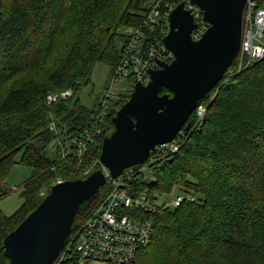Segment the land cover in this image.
Wrapping results in <instances>:
<instances>
[{"label":"trees","instance_id":"16d2710c","mask_svg":"<svg viewBox=\"0 0 264 264\" xmlns=\"http://www.w3.org/2000/svg\"><path fill=\"white\" fill-rule=\"evenodd\" d=\"M148 2L0 0V200L10 193L4 187L10 169L31 168L21 207L11 216L0 209V264H9L5 237L54 184L101 168L103 139L131 94H119L100 117L98 102L88 109L78 94L96 63L114 71L123 41L118 30L141 25ZM67 90L70 97L48 104L49 94ZM198 107L205 109L201 119ZM95 129L100 134L78 153V141ZM123 178L132 194L163 199L177 191L194 198L142 212L153 222L152 236L130 264H264V58L240 69L237 56L174 140ZM111 189L107 180L76 215L59 264L79 263L74 245L81 225Z\"/></svg>","mask_w":264,"mask_h":264},{"label":"water","instance_id":"95a60500","mask_svg":"<svg viewBox=\"0 0 264 264\" xmlns=\"http://www.w3.org/2000/svg\"><path fill=\"white\" fill-rule=\"evenodd\" d=\"M207 28L192 39L198 24L178 4L168 18L163 43L173 55L150 70L147 85H134L130 98L112 118L99 164L84 178L58 181L18 226L3 247L9 264H54L73 229L76 215L111 179L135 172L157 147L171 143L203 99L220 82L239 54L246 0H191ZM246 59L241 58V67ZM165 89L168 93L160 94Z\"/></svg>","mask_w":264,"mask_h":264},{"label":"built area","instance_id":"2783aa9c","mask_svg":"<svg viewBox=\"0 0 264 264\" xmlns=\"http://www.w3.org/2000/svg\"><path fill=\"white\" fill-rule=\"evenodd\" d=\"M149 0L144 21L139 26H126L118 30L123 37L120 50V58L113 71L111 86L99 99L96 111L100 116L105 115L109 104L117 91L113 85L120 80L130 81L133 86L137 83L147 85L150 82L148 72L159 69V62L171 63L173 55L163 43V38L168 32V18L170 12L180 3L188 10L194 21L198 24L191 34L193 40H199L207 28L202 21V12L191 3V0ZM245 57L246 63L241 67V58ZM264 58V7L256 0H246L243 23L242 40L240 45L239 68L243 69L250 62ZM123 86L119 91L122 94ZM71 96L67 90L60 94H49L48 104L56 102L59 98L65 99ZM119 96V95H118ZM205 109L198 107L197 114L202 118ZM50 130H55L51 125ZM94 134H100L99 129L86 132L77 143V152L81 153L92 141ZM168 145V144H167ZM163 145L160 147H165ZM170 150L175 152L177 146L170 145ZM144 170V169H141ZM107 180L112 182V189L105 197L100 207L81 225L75 239V253L78 264L103 263V264H130L139 248L145 247L151 240L153 222L144 218V211H154L158 208H175L185 200H194L183 194L170 193L163 199L150 198L146 193H130L127 190L124 175L111 179L109 172L103 170ZM56 260L54 264H59Z\"/></svg>","mask_w":264,"mask_h":264},{"label":"rangeland","instance_id":"374dc122","mask_svg":"<svg viewBox=\"0 0 264 264\" xmlns=\"http://www.w3.org/2000/svg\"><path fill=\"white\" fill-rule=\"evenodd\" d=\"M262 6L264 7V1ZM238 56H240V50ZM112 78L113 71L111 67L104 63H96L92 70L91 83L82 87L78 94L81 104L88 109H92L97 103V99L104 95L107 89L111 86ZM123 86L125 87V93L131 94L133 92L134 86L130 81L120 80L118 84L113 85V90L117 91L113 100L119 98L118 95L122 92L119 90ZM16 159H18V157ZM30 176L31 168L25 165L18 163L10 169L4 183V187L9 190L10 193L5 198L0 200V209L5 216L13 215L21 207L23 203L21 197L23 185L30 178ZM177 194H179V192H173L174 196Z\"/></svg>","mask_w":264,"mask_h":264},{"label":"crops","instance_id":"0c3cea01","mask_svg":"<svg viewBox=\"0 0 264 264\" xmlns=\"http://www.w3.org/2000/svg\"><path fill=\"white\" fill-rule=\"evenodd\" d=\"M90 264H101V263L94 262V263H90Z\"/></svg>","mask_w":264,"mask_h":264}]
</instances>
